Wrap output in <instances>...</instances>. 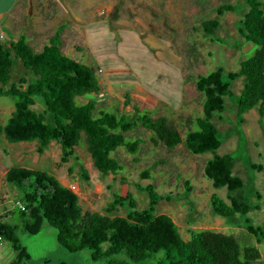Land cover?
Instances as JSON below:
<instances>
[{
	"label": "rangeland",
	"instance_id": "374dc122",
	"mask_svg": "<svg viewBox=\"0 0 264 264\" xmlns=\"http://www.w3.org/2000/svg\"><path fill=\"white\" fill-rule=\"evenodd\" d=\"M84 1L94 7L84 4ZM109 2L113 5L107 6V0H0V12L7 10L1 24H6L10 16L19 12L14 24L15 35L8 32V27L3 26L7 34L1 35L0 32V40H18L24 34L23 27L28 24L31 26L27 32L30 37H27L28 42L36 51H41L57 28L65 25L61 35L62 52L82 63L95 65V68L101 65L102 70L96 68L99 80L106 81L107 72L113 68L110 61L117 62L118 59H113L114 56H122L134 72L122 74L118 78L138 74L144 84L143 94L152 93L161 99L156 104L150 102L149 105L146 101L135 102L136 100L130 98L129 103L123 107L120 101L123 98L113 95L108 101L100 94L91 93L81 97L79 104L97 101L94 112L96 116L101 111H108L129 115L134 119L136 107L142 109L143 113L149 110L153 118L167 116L183 137L188 130L198 129L196 118L204 114V95L196 87L198 75L207 76L219 67L225 72L238 71L241 61L250 57L257 49L254 43L245 40L242 33V21L249 7L244 0ZM222 4L234 6V9L220 15L218 8ZM209 18L220 20L212 34H207L203 27L204 21ZM122 21L132 23L135 27L126 26L131 31H124ZM37 28L41 30L40 34L35 32L34 29ZM34 78V74L26 69L23 62H15L12 84L26 87ZM24 81L26 82L23 83ZM245 83V77L233 82L231 90L236 96L242 93ZM126 88L121 89V93L129 89ZM235 99L226 97L225 111L214 114V121L223 140L215 153H231L235 157L233 173L243 179L247 195L251 196L256 189L264 194V118L254 108L244 115V122L240 125ZM15 104L16 98L0 96V125L6 124L16 109ZM33 109L40 113L45 108L36 101ZM47 121L53 122L50 116ZM125 135L128 141L141 139L142 143L137 153H130L125 147L112 153L123 168L118 174L104 175L92 165L84 134L68 163L62 162V154L54 142L50 147L52 150L49 157L35 170L56 177V171H64L67 176L71 169L70 175H74L71 176L73 184L68 187L79 194L85 211L103 212L118 195H130L139 208H147L150 205L149 193L142 190V187L151 185L155 192L164 196L157 204L156 214L171 215L185 239H190L193 230L211 229L224 232L233 235L242 244L256 245L262 253L256 264H264V241L258 243L246 227L247 219L255 225L263 224L264 197L259 210L250 211L247 216L239 214L231 219L223 218L214 213L211 199L217 193L230 203L229 191L226 187L216 189L213 181L205 174V165L214 152L194 154L184 142L173 149H169L162 142L156 144L152 139V132L141 123ZM26 143H11L4 138L0 140L1 213L9 209L18 212L25 191H28L27 185L19 187L6 180L8 169L23 167V162L18 159V151L27 147ZM254 165H263V170ZM83 167L88 170L90 178L86 192L74 184L75 181L83 182V177L79 175ZM146 169L151 170L150 175L143 178L142 172ZM188 187L191 188L190 191ZM116 212L126 215L127 209L118 205ZM7 220L20 226L19 221L12 220L11 215ZM18 234L27 248L30 261L36 264L46 261L53 264H108L109 261L117 259L106 257L94 261L93 250L69 251L59 242L58 230L47 223L37 234L23 232L21 229ZM14 256L15 251L11 244L3 242L0 246V262L8 264ZM147 264H158L157 257L149 260Z\"/></svg>",
	"mask_w": 264,
	"mask_h": 264
},
{
	"label": "trees",
	"instance_id": "16d2710c",
	"mask_svg": "<svg viewBox=\"0 0 264 264\" xmlns=\"http://www.w3.org/2000/svg\"><path fill=\"white\" fill-rule=\"evenodd\" d=\"M244 2L249 7L242 21V33L245 40L254 43L257 49L241 61L238 71L225 72L219 67L207 76L198 75L196 87L204 95V114L196 118L198 129L188 130L185 137L167 116L153 118L149 110L143 113L136 107L134 119L108 111H101L96 116L97 101L79 104L81 97L99 94L103 86L95 66L62 52L63 25L57 28L41 51L29 44L25 34L18 40H0V96L16 98L15 111L6 124L0 125V140L37 142L40 154L45 153L52 143H58L62 149L61 160L68 163L84 134L94 167L100 173L110 175L123 169L112 153L121 147L130 153H137L140 149L142 140L128 141L125 134L141 123L152 132L156 144L162 142L173 149L184 142L194 154L214 152L205 165V174L216 189H228L230 200L228 203L214 193L211 202L215 214L231 219L259 210L264 194L256 189L251 196L247 195L243 179L233 173L235 157L231 153H215L223 140L214 114L225 111L226 97L236 98L240 125L244 122V115L254 108L264 118V3L262 0ZM233 9L234 6L222 4L218 12L222 15ZM219 23L218 18L207 19L203 23L204 31L212 34ZM16 61L23 62L35 76L26 87L11 83ZM240 77H245L246 83L242 93L236 96L231 88ZM36 101L43 104V112L33 109ZM49 116L53 122L47 121ZM254 167L263 170V165ZM150 171L142 172L143 178H147ZM83 172L89 181L85 167ZM6 180L28 188L21 201L24 208L20 205L18 212L13 209L0 212V246L8 242L15 251L8 264H36L30 261L18 232L21 229L37 234L45 223L58 230L59 242L69 251L93 250L94 261L117 257L108 264H147L155 257L158 264H256L262 257L256 245L242 244L233 235L217 230H193L190 239H185L171 215L156 214L157 204L164 196L155 192L151 185L142 187L149 193V207L139 208L130 195H118L109 207L99 212L85 211L78 193L44 171L15 167L8 170ZM118 205L127 209L126 215L116 212ZM9 215L12 220H18L20 226L8 221ZM246 227L258 243L264 241V222L255 225L247 219ZM43 264L53 263L46 261Z\"/></svg>",
	"mask_w": 264,
	"mask_h": 264
},
{
	"label": "crops",
	"instance_id": "0c3cea01",
	"mask_svg": "<svg viewBox=\"0 0 264 264\" xmlns=\"http://www.w3.org/2000/svg\"><path fill=\"white\" fill-rule=\"evenodd\" d=\"M14 1L15 0H13V2ZM32 1H34V0H30V2H32ZM85 3L88 6L91 5L90 7H94V6H92L91 3L84 1V4ZM106 5L112 6L113 4L111 5L109 0H107ZM102 7H104V6L102 5ZM20 10H22V8ZM5 12H7V10L0 12V32L2 33L1 35L7 34L6 32H4V29H6L7 27H8V32L12 33V35H15L14 24H15V20L17 19V17H19V15H18L19 12L15 16H10V18L6 22V24L5 23L1 24V20H2V18H4ZM27 25H25L23 28L25 30L24 34L27 37H29L27 35L28 34L27 32L31 29V26H29V25L27 26ZM121 25L124 26V31L128 30L127 32L131 31V30L127 29L128 26H129V28H131V26L133 28L135 27L132 23H124L123 21L121 22ZM3 26H6V28H4ZM34 30H35V32H38V34H40V32H41V30L39 28L34 29ZM85 32H86V35L89 39L88 32L86 30H85ZM13 40H16V39H13ZM116 51L119 52L118 49H116ZM113 59H118V60H117V62L116 61H110V66L113 68L108 72L105 71L108 74V81L102 80V79L100 80V82L104 86V90L99 93L100 96H103L104 99H108V101H110V99L113 97V95H116L117 97L123 98V99H120L121 105L123 107H125L126 104L129 103L130 98L133 99V101L136 100L135 102H137L138 100L139 101H146V104H149V105H151L150 102L156 104L158 101H161V99L158 98V96L153 95L152 93H148L149 95H147L146 93L143 94L142 89H143L144 84H143L142 80L139 78L138 74H134V76L133 75H131V76L126 75L128 77L125 76V78L119 79L118 76H120L122 74H131L134 72V70H133V68L129 67V65L127 64L126 61H124L122 56L119 58L114 56ZM96 68L102 70L101 65H98ZM182 76H183V74H182ZM126 87H128L129 89L124 91L123 93H121L122 92L121 89L125 90V89H127ZM108 90H110V91H108ZM129 94H131V95H129ZM128 107H129V104H128ZM26 144H27V147H24L18 151V153H19L18 159H20L23 162V164H24L23 167H26V168L28 167L30 169L35 170V168L38 165H40V163L42 161H44L46 158L49 157L48 155H50L49 153L52 150L50 147L53 146L54 143L48 149H46L45 153H43V154L39 153L37 142H27ZM56 145H57L56 147H59V149H58L59 153L62 154L61 146L58 143H56ZM44 163L45 162H43V164ZM92 165H93V163H92ZM8 170H7V172H8ZM70 170L71 169L68 170L69 174H67V176H66V173L64 171H63L64 173L61 172L60 170L56 171L57 179L60 180L62 182V184L65 186H70L71 184H73V181L71 178L72 175H70ZM79 172H80V170L78 171V173ZM71 173H72V171H71ZM79 175L83 177V182L79 183V182L75 181L74 184L78 185L80 190H83L84 192H86V191H88V188H89L88 180L86 178H84V172L83 171L81 173H79Z\"/></svg>",
	"mask_w": 264,
	"mask_h": 264
},
{
	"label": "built area",
	"instance_id": "2783aa9c",
	"mask_svg": "<svg viewBox=\"0 0 264 264\" xmlns=\"http://www.w3.org/2000/svg\"><path fill=\"white\" fill-rule=\"evenodd\" d=\"M74 188H75V187H74ZM74 188H73V189H74ZM21 207L24 208V206H23L22 204H21Z\"/></svg>",
	"mask_w": 264,
	"mask_h": 264
}]
</instances>
